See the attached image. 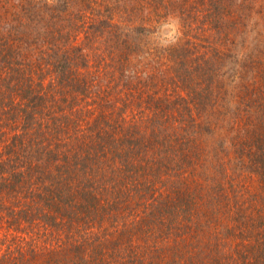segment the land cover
Masks as SVG:
<instances>
[{
	"label": "trees",
	"instance_id": "obj_1",
	"mask_svg": "<svg viewBox=\"0 0 264 264\" xmlns=\"http://www.w3.org/2000/svg\"><path fill=\"white\" fill-rule=\"evenodd\" d=\"M2 215L13 264H264V0H0Z\"/></svg>",
	"mask_w": 264,
	"mask_h": 264
},
{
	"label": "rangeland",
	"instance_id": "obj_2",
	"mask_svg": "<svg viewBox=\"0 0 264 264\" xmlns=\"http://www.w3.org/2000/svg\"><path fill=\"white\" fill-rule=\"evenodd\" d=\"M178 21L175 20V19H172L171 17L166 21V23H164L160 28L159 30L152 36H150L148 39H152L154 45H156L157 43L159 44H162V45H165L169 42H173V39H175L178 35L174 36L172 39H169V35L170 33L172 32V29L169 27L170 24H175L177 26V32H178V28L179 26L177 25ZM81 40L83 38V34H81L80 36ZM93 40V39H92ZM106 50L104 48H101L100 50ZM108 53L107 51L104 53V57H107ZM106 64H108V61L105 60V62L103 63V65L106 66ZM112 68V67H111ZM110 76V73L108 71H106V76ZM169 88V87H168ZM176 92H178V90H176ZM181 93V96H183L184 98L188 99V96L186 94V92H180ZM123 95V94H121ZM170 96H173V99H175L176 95H171L170 93ZM190 96H192L190 94ZM121 106V105H120ZM119 105L116 106L117 107H120ZM138 110V109H136ZM145 110L142 109V113H144ZM126 115L131 118V114L129 112L126 111ZM135 115H138V116H141L139 114H136ZM252 183V184H251ZM250 185V190L251 192H254L253 194H258V192L260 193V190L258 189V184L256 181L254 182H250L249 183ZM260 185V184H259ZM163 191V189H162ZM11 217H8L7 215H2V217H0V264H13L12 262H6V260L3 258V255L7 252V250L13 246V244L15 243V241L13 240L14 236H17V238L19 237V235L15 233V230H13L12 228V225L8 222V220L10 219ZM26 230V229H25ZM22 231L24 235V238L25 240H28V238L31 240L33 239L32 235L34 234L33 231L29 228L27 229L26 231ZM36 230V229H35ZM39 233H41V230H39ZM152 238V237H151ZM38 240V246L37 247H40V244L42 242V238L40 239H37ZM151 240V239H150ZM165 242H171L172 241V238L169 236L167 237L166 239H164ZM152 240L149 241L148 243H146L147 245H144L142 246V249L143 250H146V248H148V250H150L151 248H153L154 246L152 244ZM172 243V242H171ZM142 252V251H141ZM136 258H140L146 262H148L150 259L153 260V262H157L158 264H166V262H168V260L171 258L169 255H165V254H160L159 256L158 255H153V256H150V255H147V254H142L141 253V256H136ZM167 260V261H166ZM25 261V260H24ZM24 262H20L19 264H23Z\"/></svg>",
	"mask_w": 264,
	"mask_h": 264
},
{
	"label": "clouds",
	"instance_id": "obj_3",
	"mask_svg": "<svg viewBox=\"0 0 264 264\" xmlns=\"http://www.w3.org/2000/svg\"><path fill=\"white\" fill-rule=\"evenodd\" d=\"M169 27L172 29V32L169 35V39H172L174 36L178 35L177 26L175 24H170Z\"/></svg>",
	"mask_w": 264,
	"mask_h": 264
}]
</instances>
